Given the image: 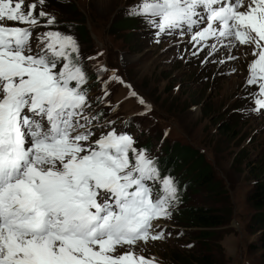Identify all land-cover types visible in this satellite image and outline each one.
<instances>
[{
  "label": "snow or ice",
  "instance_id": "6c2138e0",
  "mask_svg": "<svg viewBox=\"0 0 264 264\" xmlns=\"http://www.w3.org/2000/svg\"><path fill=\"white\" fill-rule=\"evenodd\" d=\"M23 5L0 0V22L27 25L0 23V264H154L132 246L163 237L158 221L171 218L182 189L130 133L88 111L71 24L68 33L46 31L34 50L39 18L56 21ZM126 15L141 19L156 43L181 36L201 48L209 40L229 50L255 45L243 97L252 106L240 111L264 114V0H138ZM109 80L124 83L116 70Z\"/></svg>",
  "mask_w": 264,
  "mask_h": 264
},
{
  "label": "rangeland",
  "instance_id": "374dc122",
  "mask_svg": "<svg viewBox=\"0 0 264 264\" xmlns=\"http://www.w3.org/2000/svg\"><path fill=\"white\" fill-rule=\"evenodd\" d=\"M69 2L83 15L89 33L87 41L73 33L76 23L63 19L60 4L65 6ZM137 2L44 0L41 4L40 0H24L25 10L28 4L36 5L34 16L38 17L43 10L56 21L44 26L49 17L39 18L40 26L33 29L30 40L32 47L36 50L38 44L41 48L45 46L46 31L68 33L65 29L71 24L74 27L71 34L78 40L84 58V69L94 78L85 85L92 105L88 111L92 115L102 113L101 121L105 118L115 121L113 127L117 132L130 133L136 147L148 148L158 158L164 153V146L175 143L193 149L195 158L201 157L210 169L212 184L195 188V192L186 191V202L179 204L170 219L163 220V238L138 241L132 246L134 254L153 260L154 264H167L164 254L180 255L183 250L193 248L195 261L203 262V257H207L212 264H264L259 233L248 228L254 211L247 201L255 175L264 177V114L240 111L252 106L243 97L248 64L255 59L252 54L255 45H238L229 50L209 40L201 48L199 44L193 47L195 42L181 36H163L156 43L152 30L139 18H132L138 26L130 33L113 34L110 30L113 20L131 18L126 10ZM0 23L9 27L27 26L7 20ZM213 43L215 49L211 47ZM228 56L236 59H227ZM113 70L124 83L109 80ZM254 90L255 86L248 88L249 92ZM132 91L137 95L132 96ZM141 98L145 101L143 105L139 103ZM186 206L209 208L220 214L224 223L209 230L208 239L197 240L195 231L184 228L178 220L179 211ZM128 247L121 251H127Z\"/></svg>",
  "mask_w": 264,
  "mask_h": 264
},
{
  "label": "trees",
  "instance_id": "16d2710c",
  "mask_svg": "<svg viewBox=\"0 0 264 264\" xmlns=\"http://www.w3.org/2000/svg\"><path fill=\"white\" fill-rule=\"evenodd\" d=\"M61 13L65 21L76 23V31L73 32L78 39L87 41L89 33L85 27V20L82 14H78L75 10V5L69 2L63 6L60 4ZM138 26L137 20L132 18L113 20L110 30L113 34L123 31L136 29ZM74 27H71L73 29ZM65 30H69L67 27ZM127 33V35H129ZM87 74V73H86ZM90 75L87 74L88 79ZM148 147V145H146ZM148 149V148H147ZM163 154L159 159L160 167L171 174L175 181L178 182L182 189V202H186L187 192H195V188H200L203 185L212 184V178L209 167L203 162L201 157L196 156L195 151L190 147H180L177 144L163 147ZM184 168V170H182ZM187 186V189H184ZM248 204L252 208L253 215L248 224L251 231L259 233L258 243L262 250L261 258L264 263V177L255 175L253 188L247 197ZM178 220L181 221V226L195 231L197 240L208 239L209 230L219 228L224 221L220 214L213 212L211 209L199 206H186L181 209L178 214ZM180 252V251H179ZM166 253V251H165ZM190 255H193L192 257ZM164 259L167 264H212L207 262V257H203L205 261H195V249L183 250L179 255L177 252H171L169 257L164 254ZM202 258V256H201ZM201 259V260H203ZM214 264V263H213Z\"/></svg>",
  "mask_w": 264,
  "mask_h": 264
}]
</instances>
